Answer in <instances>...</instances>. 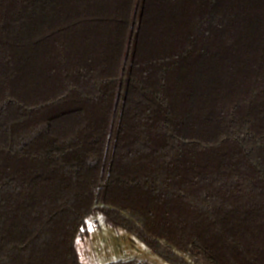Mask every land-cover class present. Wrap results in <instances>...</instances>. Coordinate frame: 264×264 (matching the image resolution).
I'll return each mask as SVG.
<instances>
[{
  "label": "trees",
  "instance_id": "1",
  "mask_svg": "<svg viewBox=\"0 0 264 264\" xmlns=\"http://www.w3.org/2000/svg\"><path fill=\"white\" fill-rule=\"evenodd\" d=\"M96 213L264 264V0H0V264H83Z\"/></svg>",
  "mask_w": 264,
  "mask_h": 264
},
{
  "label": "rangeland",
  "instance_id": "2",
  "mask_svg": "<svg viewBox=\"0 0 264 264\" xmlns=\"http://www.w3.org/2000/svg\"><path fill=\"white\" fill-rule=\"evenodd\" d=\"M87 230L89 236L76 241L83 264H109L133 258L149 264H169L133 234L109 226L100 213L89 215Z\"/></svg>",
  "mask_w": 264,
  "mask_h": 264
}]
</instances>
